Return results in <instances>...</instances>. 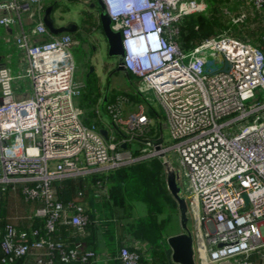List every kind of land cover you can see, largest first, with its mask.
<instances>
[{"label":"built area","instance_id":"2783aa9c","mask_svg":"<svg viewBox=\"0 0 264 264\" xmlns=\"http://www.w3.org/2000/svg\"><path fill=\"white\" fill-rule=\"evenodd\" d=\"M47 1L0 4L10 13L0 18V26L16 27L15 45L27 61L19 75L0 67V199L8 189L21 188L26 201L43 203L34 216L45 218L49 231L61 218L84 234L89 222L84 207L58 202L52 184L157 158L167 173L175 172L177 182L180 174L188 180L180 195L195 215L210 264H264V103L257 94L264 93L263 51L228 33L184 51L180 23L206 12L205 0H100L112 28L122 35L121 66L140 80L141 93H153L159 105L156 109L146 99L125 114L119 102L106 104L121 136L101 129L108 132L106 139L97 126L84 123L76 108L82 84L75 79V40L48 30ZM253 8L264 17V0H253ZM26 15L36 17L30 30ZM24 79L31 80V95L15 90ZM165 131L170 146H165ZM170 153L182 173L174 169ZM77 196L85 197L82 191ZM6 233L3 249L10 261L56 248L52 243L46 248L44 240L27 242L29 235L11 225ZM57 248L65 263L97 259L80 247ZM45 255L28 264H54ZM120 259L144 264L141 254L128 247L121 249Z\"/></svg>","mask_w":264,"mask_h":264},{"label":"trees","instance_id":"16d2710c","mask_svg":"<svg viewBox=\"0 0 264 264\" xmlns=\"http://www.w3.org/2000/svg\"><path fill=\"white\" fill-rule=\"evenodd\" d=\"M205 1L208 5L206 12L188 16L180 23L179 44L184 51L194 48L207 38L228 33L236 39L252 43L264 53V17L254 13L253 0ZM235 19L241 21L235 23ZM98 27L96 18L86 14L83 21L85 33H91ZM126 73L132 78L130 72ZM153 115L150 112V116ZM163 169L161 160L153 158L100 175L93 174L89 183L87 178L54 182L52 186L58 202L65 206L73 203L84 207L89 217L84 234L73 227L69 219L61 218L55 222L54 230L49 231L45 218L34 216L35 210L43 203L26 201L21 188L16 191L8 189L0 199V264H28L30 261V256L9 260L3 249L8 225L13 226L18 234L26 232L29 243L33 240H44L45 245L52 243L56 248L50 252L44 250L43 253L54 264H82L78 260L62 262L58 245L64 251L80 247L97 256L103 254L111 257L113 264H123L120 251L128 247V239L150 246L151 264H175L170 248L164 244V240L177 233H173L174 222L165 208L166 199L172 201V195L169 192L168 197L166 193ZM86 185L88 190H85ZM79 191H86V197L78 198ZM97 191L101 193L100 199L96 198ZM70 212L71 209L68 210ZM36 230L38 235L34 237L32 233ZM128 248L141 254L137 248ZM142 262L147 264L143 258ZM93 263L91 261L88 264Z\"/></svg>","mask_w":264,"mask_h":264},{"label":"rangeland","instance_id":"374dc122","mask_svg":"<svg viewBox=\"0 0 264 264\" xmlns=\"http://www.w3.org/2000/svg\"><path fill=\"white\" fill-rule=\"evenodd\" d=\"M86 3H88V7L86 8L81 5L79 7V5L76 4L65 3L54 12L53 19L56 22L61 19H64L65 21L73 20L78 25H81V17H85L84 13L87 12L86 14H88L89 12H92L93 14L91 16H94L99 10L98 6L92 7L93 4H96L94 0H87ZM74 38L77 43L72 49L76 66L75 79L82 84L81 95L79 98L75 99V105L87 126L95 125L100 130L107 129L110 134L119 139L120 134L113 128L112 121L105 112L106 108L104 109L103 106H106L108 103L116 104L119 102L124 110L123 113L128 114L135 111L139 104L145 103L149 100L154 108L159 109L158 102L153 93H141L140 89H142L143 86L134 74L133 76L135 77L132 76V78H130L127 76L126 71L118 70L120 59L108 56L106 53V41L100 30L94 29L91 33L86 32L75 34ZM210 60H212V58H210ZM91 69L93 70L91 71ZM19 83L21 85H26V92H31L32 84L30 79H24L19 81ZM257 94H259L258 101L264 103V93L261 90H257ZM156 120L158 119L156 118ZM164 135L165 146L172 145L167 131H165ZM133 148L138 149L137 146ZM172 155L173 153H170L169 158L172 161L174 169L180 174L181 170L179 169V163ZM163 172V179L167 183L168 173L165 167ZM103 173L104 172H100L97 173V175ZM92 177L93 175L85 177L87 178L88 183ZM178 183L181 187V191L186 189L189 184L188 180H184L181 174L180 177H178ZM167 192L169 197L170 190L168 189V186L166 188V193ZM165 208L168 209V216L171 217L174 222L173 233H182L181 214L178 203L173 196L172 201L166 199ZM195 225L198 227L195 215L189 209L188 229L192 233L197 230ZM164 244L167 245V239L164 240ZM262 253H264V250ZM253 259H258V256L253 254Z\"/></svg>","mask_w":264,"mask_h":264},{"label":"crops","instance_id":"0c3cea01","mask_svg":"<svg viewBox=\"0 0 264 264\" xmlns=\"http://www.w3.org/2000/svg\"><path fill=\"white\" fill-rule=\"evenodd\" d=\"M87 0H49L46 4V7L53 6V14L56 12L60 6L64 5L65 3H72L76 5H80L84 8L88 7V3H86ZM96 4H93L92 7L98 6V0H94ZM1 4V0H0ZM46 8V9H47ZM99 10L98 12L94 15V18H96V21L98 22L99 26L97 29L102 32V26L100 23V7L98 6ZM46 12V11H45ZM87 13V12H86ZM86 13H84L86 16ZM52 14V15H53ZM88 14H93L92 12H89ZM10 13L1 9L0 8V18L4 16H9ZM53 17V16H52ZM85 20V17H81V25H78L75 21L70 20V21H65L64 19L62 20H57L55 21V24L60 27L64 26L69 23H74L79 27V30L75 34H81L85 33V30L83 28V21ZM24 23L26 26L27 30H30L31 28L34 27L36 24V17L32 15H26L24 16ZM68 34V33H65ZM70 34V33H69ZM74 34V35H75ZM15 35H16V27L10 26V27H4L0 26V67H8L11 69L12 73L14 75H19L22 74L24 69L26 68V57L23 52H21L15 45ZM72 35V34H70ZM74 35L73 38H74ZM41 39H35V41H40ZM75 40V38H74ZM75 45H77L76 40H75ZM106 45V44H105ZM106 53H108L107 45H106ZM21 81V80H20ZM25 86L26 85H21L19 81L16 82L15 84V90L17 92H20L18 95L20 96H25V95H31V92H26L25 91ZM93 189V187H92ZM85 190L87 189V185L85 187ZM84 193V196L86 197V191H82ZM100 192H96V198L100 199ZM196 220V219H195ZM196 226V225H195ZM196 232L192 233L193 238H194V252H195V260L197 264H210L208 262L207 256L204 254L203 251V239L201 235V231L199 230V227L196 226ZM127 246L132 247V248H137L141 254L142 258L147 262V264H151V250L150 246L147 245L144 242L141 241H133L132 239L127 240ZM43 252H32L29 258V262H32L35 260L37 256H39ZM93 264H113V259L111 257L103 255V254H98L97 259Z\"/></svg>","mask_w":264,"mask_h":264},{"label":"water","instance_id":"95a60500","mask_svg":"<svg viewBox=\"0 0 264 264\" xmlns=\"http://www.w3.org/2000/svg\"><path fill=\"white\" fill-rule=\"evenodd\" d=\"M98 6L100 7V23L102 26V34L106 41L108 56L111 58H119L120 63L118 70L125 71L121 66V59L124 57L125 52L122 44V35L119 31H115L112 28V21L104 6L98 0ZM54 7L50 6L46 9L44 23L48 30L53 35H61L65 33L75 34L78 32L79 27L74 23H69L64 26L58 27L53 19ZM228 65H225L223 72H227ZM93 69H91L92 71ZM101 134L108 139V132L101 130ZM124 149L126 145L122 146ZM167 186L172 196L178 203L180 214H181V226L183 232L173 235L167 239V245L171 250V258L175 264H197L195 260L194 252V238L192 232L188 229V205L186 200L180 195V187L178 186L177 177L175 172H168L167 174ZM246 198V197H245ZM247 199V198H246Z\"/></svg>","mask_w":264,"mask_h":264},{"label":"flooded vegetation","instance_id":"af4514ba","mask_svg":"<svg viewBox=\"0 0 264 264\" xmlns=\"http://www.w3.org/2000/svg\"><path fill=\"white\" fill-rule=\"evenodd\" d=\"M108 54V53H107Z\"/></svg>","mask_w":264,"mask_h":264}]
</instances>
